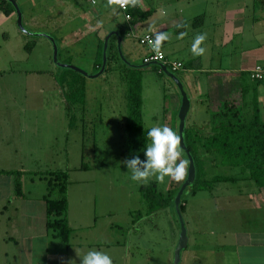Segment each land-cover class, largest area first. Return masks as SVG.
<instances>
[{
  "label": "rangeland",
  "instance_id": "1",
  "mask_svg": "<svg viewBox=\"0 0 264 264\" xmlns=\"http://www.w3.org/2000/svg\"><path fill=\"white\" fill-rule=\"evenodd\" d=\"M15 1L21 11L25 30L53 37L59 48L58 60L64 62L66 56H76L80 63L73 61L72 65L75 64L76 68L89 75L98 72L95 68H89L87 64H93L96 61L95 42L98 41L99 44L101 40L103 48L105 32L109 29L105 23L124 24L125 22L117 9V0H93L94 3L88 0ZM145 1L152 6L159 5L162 0ZM260 4H262L261 0H257V5ZM243 5L247 6V12L252 11L251 0H245ZM96 13L97 20H95ZM101 14L103 16L99 17ZM110 16L115 21L110 20ZM0 17V48L6 51L4 52L6 55L10 52L15 58L11 68L21 70L13 77L9 76V83L16 84L19 100L24 99L26 102L34 103L32 111H39L35 115L47 116L48 113L42 112L38 107L32 93L30 92L29 96L28 92H23V87L33 81L38 85L42 83L44 86L51 81L54 85L67 69L58 68L53 64L52 47L45 38L26 37L17 31L15 12L9 20L3 15ZM145 23L146 21L141 23L142 28L137 29V34L145 31ZM12 29L20 34L24 43L34 44L30 58L25 49H19L20 45L14 39ZM128 30L131 34L129 33V37H123L121 53L131 65L140 67L143 65L142 59L146 49L138 43L135 34ZM96 35L99 38L97 41ZM7 37L8 41L5 39ZM48 46L51 59L46 60L43 54ZM109 54L116 56L115 61L108 66L110 69L108 68L96 78L84 77V124L77 122L76 127L62 137L64 129L60 130V123H58L57 131H55V146L47 138L42 137L39 141L36 162L31 163L30 168L40 174L45 172L67 174L66 199L69 202L72 220L75 221V223L72 221V228H70L76 235L81 236L84 242L87 241L90 244L96 242L99 247L102 246L100 248L93 245L86 247V252L90 249L107 252L112 257L113 264H172L173 249L178 239L174 208L168 207L148 215L140 196V189L154 182L157 189L163 193L181 181H172L168 177H165L163 182L157 181L155 177L146 182L131 180L130 171H127L122 163L124 161L122 142L126 118V86L117 70L118 67L125 69L126 66L117 53L114 41L110 42ZM34 63L40 64L39 66L44 70H50L51 76L41 75L31 78L22 73L23 70L31 68ZM46 64L49 65V69ZM153 67L139 69L142 81L143 126L145 129L152 126L177 128L179 92L169 79L164 75L161 76ZM129 68L127 66V69ZM176 75L181 78L190 97L192 96L191 85L195 86L199 94L194 99H190L191 110L186 118V127L192 129L193 135L196 132L199 136H206L207 132L203 129L209 127L210 115L206 108L207 100L203 96L206 91L205 81L200 83L198 75L186 76L188 78L185 79L181 71H177ZM57 85L54 86L55 97L61 99L62 91ZM25 89L27 90V86ZM202 89L203 93L200 92ZM47 92L48 95L45 97L43 94L39 95L41 102L47 103L49 99L52 101L53 90L50 89ZM62 103L64 107L63 100ZM56 116L61 120L65 119V122L68 121L65 110H58ZM43 126L42 121L40 134L44 136L47 130H44ZM52 138L53 136L51 140ZM49 145L54 147L47 152ZM203 159L204 178L202 180H210L216 175L231 174L225 167L211 166V154ZM34 177H36L34 180L38 181V174ZM39 178L42 182L41 188L45 187L43 179L40 176ZM237 189L238 186L229 188L219 185L214 193L218 196L216 198L210 197L206 191L186 190L184 192L185 206H182L181 212L187 230L188 245L181 253L180 264H219L220 261L212 257L217 255L216 252L214 254L213 248L222 247L223 240L235 241L242 225L247 223V213L234 205L235 202L248 203L245 199H240V196H236ZM50 194V199L58 198L55 190ZM79 214L83 219L76 218ZM218 254L222 258V252ZM51 264L59 263L53 261Z\"/></svg>",
  "mask_w": 264,
  "mask_h": 264
},
{
  "label": "crops",
  "instance_id": "2",
  "mask_svg": "<svg viewBox=\"0 0 264 264\" xmlns=\"http://www.w3.org/2000/svg\"><path fill=\"white\" fill-rule=\"evenodd\" d=\"M88 1L94 3L93 0ZM263 1L261 0L262 4L257 5V0H251L252 11L247 12V6L243 5L245 0H162L159 5L152 6L145 0H138L140 11L152 12L145 20V31L137 34V29H141L142 24L134 25L125 21L117 6L125 22L124 24L105 23L106 27L107 25L109 27L106 32L117 31L119 27H123L127 29L125 37L130 36L131 32L128 30L130 29L136 39L145 33L152 35L153 39L158 32L167 34L168 40L162 43L161 52L170 61L187 64V67L181 71L185 79L188 78L186 76L198 75L200 83L205 81L206 91L203 96L208 103L206 108L209 106L212 109L224 99L241 101V95L245 93V104L256 103L264 120V80L257 84L246 77L254 67L264 66ZM0 13V16H5ZM201 14H204L201 25H193L192 20ZM11 15L5 17L9 20ZM101 16L103 15L99 17ZM95 17L97 20V13ZM110 20L115 21L112 16ZM179 20L181 22H178ZM11 31L20 45L19 49H24L25 43L18 29V32L15 29ZM181 33L184 35L181 36ZM201 33L206 35V40L201 45L205 52L203 55L194 56L190 50L191 45L194 37ZM5 39L8 41V37ZM97 40H99L98 35H96ZM114 42L116 44V40ZM95 43L94 57L98 41ZM49 46L43 54L46 60L51 59ZM4 52L6 51L0 48V264H51L53 261L59 264L75 261V264H80L77 255L85 253L86 247L92 245L95 247L98 244L84 242L81 236L72 231V221L73 223L75 221L72 220L69 202L66 212L67 223L71 227L68 246L62 245L50 235L45 225L44 198L48 194L46 183L43 180L45 187L41 188L40 175L38 174V181H35L36 172L30 168L31 163L36 162L39 141L42 137L47 138L55 146V131L58 123H60L59 129L62 131L64 129L62 137L69 134L68 123L65 119L61 120L56 116L58 110H64L62 95L61 99L55 97L54 86L57 83L53 85L51 81L47 83L48 88L42 83L41 85L33 83L34 81L24 85L23 92H28L29 96L31 92L41 111L48 113L47 116L41 117L35 115L39 111H32L34 103L26 102L24 99L19 100L16 84L9 83V76L13 77L21 70L11 68L15 58L9 51L8 55ZM32 52L33 48L27 53L29 58ZM68 58L71 59V64L74 63L73 61L79 62L76 56L68 55L66 59ZM39 65L34 63L22 73L31 78L41 75L51 76L50 70H44ZM87 65L89 68H95L94 63ZM47 66L49 69V65ZM190 87L192 96L190 97L187 92L189 100L194 99L198 94L195 86ZM50 89L53 90L52 101L49 99L47 103L41 102L39 95L43 94L45 97L48 95L47 90ZM200 92L203 93V89ZM175 105L179 106V104ZM49 106L50 108H46ZM190 110L191 104L189 112ZM42 121L43 129L47 130L44 136L40 134ZM203 131L207 132V128ZM51 136H53L52 140ZM52 145H49L47 152L54 147ZM12 172L19 174L15 177ZM15 178L21 185V196H16L14 193ZM237 186L236 196H240V199H245L248 203L235 202L234 205L247 213V223L242 225L235 241L223 240L220 249L213 248L214 254L216 252L217 255L212 257L219 260V264H264V189L256 190L252 183H241ZM225 187L234 186L225 185ZM76 218L83 219L80 214ZM218 252H222V258L219 257Z\"/></svg>",
  "mask_w": 264,
  "mask_h": 264
},
{
  "label": "trees",
  "instance_id": "3",
  "mask_svg": "<svg viewBox=\"0 0 264 264\" xmlns=\"http://www.w3.org/2000/svg\"><path fill=\"white\" fill-rule=\"evenodd\" d=\"M137 1L138 0H130V7L126 11L131 17L130 23L134 25L141 24L152 14L151 11H140ZM0 12L5 16H9L14 13V10L6 0H0ZM203 18V15L196 16L192 20L193 25L200 26L203 22ZM117 31L121 37L122 45V40L127 29L119 27ZM112 41H115V37H111L108 42L106 50L107 62L104 72L108 70V68L110 69V67H108L109 64L115 61V55H108L109 45ZM101 42L100 40L96 52V61L94 62L96 72L99 71L101 67ZM32 48L33 44L29 45L27 42L25 43L24 49L27 53H29ZM62 63L71 64V59L68 58ZM183 67L186 68L187 64L183 65ZM153 68L161 76L163 75L156 66ZM117 70L126 86V118L124 123L122 155L124 160L131 158L133 155H139L140 158L143 159V150L149 140L147 137L148 129L144 128L142 122L141 74L139 69H127V66L125 69L118 67ZM65 72L63 76L57 79V86H59L62 91L61 95H63L64 110L68 118V130H71L76 127L77 122H82L84 124L85 86L83 76L68 69ZM174 74L176 75V73ZM246 77L252 81L250 79V72L246 74ZM252 82L258 84L261 81ZM241 97V101L238 100V102L236 101L237 99L221 100L219 104L212 109L207 106L210 121L206 136H199L196 132L193 135V133H191L192 130L186 127L184 141L193 158L196 177L193 185L190 188H186L185 191H206L210 197L216 198L218 196L214 193L219 185L237 186L241 183H252L256 190L264 189V120H262L260 116L256 103L246 105L245 93H243ZM79 117H81L80 121H78ZM171 129L177 133L176 127H172ZM210 154L212 157L210 160L211 166L220 165L230 170L231 174L216 175L210 180H202L204 178L203 158ZM182 157L186 159L183 152ZM11 174L16 177L19 173L12 172ZM35 174H39L41 179L45 181L48 190L47 197L44 198L46 230L62 245L68 246L71 229L66 219L68 208L66 199L67 174L60 172ZM182 182L183 181L172 188H168L166 192L163 193L157 189L156 183L154 182L141 187L140 196L145 205L147 214H155L168 207L173 208V199ZM53 190H55L58 195V198L54 200L50 199V193ZM14 193L16 196L22 195L21 185L17 179L14 181ZM183 194L179 206L181 215L182 206H185ZM176 223L179 231L177 218ZM217 248L220 249V247Z\"/></svg>",
  "mask_w": 264,
  "mask_h": 264
},
{
  "label": "clouds",
  "instance_id": "4",
  "mask_svg": "<svg viewBox=\"0 0 264 264\" xmlns=\"http://www.w3.org/2000/svg\"><path fill=\"white\" fill-rule=\"evenodd\" d=\"M181 36L184 33L180 34ZM168 40V35L158 32L153 41V48L159 52L163 42ZM206 40V35L201 33L194 37L191 45V53L194 56L203 55L204 47L201 45ZM148 144L143 150V159L139 155H133L122 163L131 173V180L146 182L155 177L163 182L165 177L172 181L184 180L189 161L182 158L183 149L179 147L181 141L177 133L167 126H152L147 131ZM77 254V253H76ZM80 264H113L112 257L104 251L90 249L82 255H77ZM75 264V261H69Z\"/></svg>",
  "mask_w": 264,
  "mask_h": 264
},
{
  "label": "water",
  "instance_id": "5",
  "mask_svg": "<svg viewBox=\"0 0 264 264\" xmlns=\"http://www.w3.org/2000/svg\"><path fill=\"white\" fill-rule=\"evenodd\" d=\"M6 1L12 6V8L15 12L16 26H17L18 31L22 35H24L26 37H41V38H45L46 40H48L50 42L51 47H52V62L56 67L74 71V72H76V73H78L81 76L86 77V78L92 79V78H96V77L100 76L101 74H103V72L105 70L106 62H107L106 50L108 47L109 39L111 37H115L117 53H118L121 61H123V63L126 66H128L130 68H134V69H142V68H147L149 66H156L160 70V72L167 79H169L173 83V85L176 87V89L178 90L179 95H180V106H179V110H178V114H177V120H178L177 135L180 137V141H181L179 147H181L183 149L182 152L184 153L186 160L189 161V165H188V169L186 172L185 179L183 180L180 188L178 189V191H177V193L173 199V208H174L176 218L178 221L179 231H178V239H177L176 245L173 249L172 264H180L181 253H182V251H184L187 248V245H188V236H187V230L185 227V223L183 221V217H182L180 210H179V206L181 204V196H182L183 192L185 191L186 188H190L193 185V183L195 181V177H196L194 161H193L191 153L188 150V148L186 147V144L184 141V135H185V129H186V117H187L189 109H190V100H189V96H188V94L184 88L182 81L177 77V75H175L174 73L169 71L167 69V67L161 63L152 62L149 64H143L140 67L131 65L122 56V53H121V37L119 36L118 31H115V30L109 31L105 35V38L103 39L101 67L96 74L89 75L86 72L76 68L72 64L62 63L58 60V46H57L55 39L53 37H51L50 35H47V34L32 33V32L26 31L25 28L23 27L22 14H21V11L19 10V7H18L16 1L15 0H6Z\"/></svg>",
  "mask_w": 264,
  "mask_h": 264
},
{
  "label": "built area",
  "instance_id": "6",
  "mask_svg": "<svg viewBox=\"0 0 264 264\" xmlns=\"http://www.w3.org/2000/svg\"><path fill=\"white\" fill-rule=\"evenodd\" d=\"M117 6L119 11L123 14L125 21L128 23L131 21V17L126 13L127 9L130 7V0H117ZM137 41L140 45L145 47L147 50L146 55L143 57V64H149L152 62L161 63L167 67L172 73L177 71H183L184 67L181 62L170 61L166 59L165 55L161 52L155 51L153 48V37L152 35L145 33L140 37H137ZM250 79L252 81H263L264 80V66H256L250 71Z\"/></svg>",
  "mask_w": 264,
  "mask_h": 264
}]
</instances>
